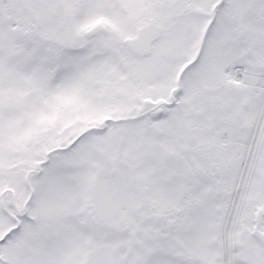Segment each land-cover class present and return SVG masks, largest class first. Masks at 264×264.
Wrapping results in <instances>:
<instances>
[{
  "label": "snow or ice",
  "instance_id": "6c2138e0",
  "mask_svg": "<svg viewBox=\"0 0 264 264\" xmlns=\"http://www.w3.org/2000/svg\"><path fill=\"white\" fill-rule=\"evenodd\" d=\"M0 264H264V0H0Z\"/></svg>",
  "mask_w": 264,
  "mask_h": 264
}]
</instances>
